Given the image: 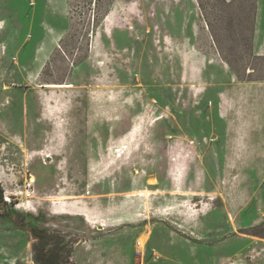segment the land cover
Instances as JSON below:
<instances>
[{
	"label": "rangeland",
	"instance_id": "1",
	"mask_svg": "<svg viewBox=\"0 0 264 264\" xmlns=\"http://www.w3.org/2000/svg\"><path fill=\"white\" fill-rule=\"evenodd\" d=\"M232 73L264 82V0H0V264L33 225L62 264H264V175L218 171Z\"/></svg>",
	"mask_w": 264,
	"mask_h": 264
},
{
	"label": "crops",
	"instance_id": "2",
	"mask_svg": "<svg viewBox=\"0 0 264 264\" xmlns=\"http://www.w3.org/2000/svg\"><path fill=\"white\" fill-rule=\"evenodd\" d=\"M228 85L230 86V92H226L225 88L224 91L219 92L218 96V120L224 127V137L219 136L218 141L222 140L225 145L229 141L233 148H236V142L240 143L242 141L241 147L244 144L245 149L240 153L238 152L239 155L237 156L234 151H230L226 146L223 147L222 152L219 148L218 156L222 153L223 157H218V171L225 168L228 160H235L237 161L234 163L236 171L241 168L245 171L248 170L249 174L256 177L259 174L264 175V82H238L235 74L232 73L231 82ZM238 85L242 88L240 89ZM239 96L245 101L242 105L237 103ZM239 106H241L239 112L241 113L242 126L249 129L248 134L250 137L245 140L244 138L239 139V136H237L239 134V131H237L239 121L236 114ZM251 127L256 130L250 132ZM217 144L222 145L220 142ZM233 148L232 150H235ZM241 161H244V163H241ZM236 171L233 174H241L240 172H242ZM255 191L261 193L264 189L262 185H257Z\"/></svg>",
	"mask_w": 264,
	"mask_h": 264
},
{
	"label": "trees",
	"instance_id": "3",
	"mask_svg": "<svg viewBox=\"0 0 264 264\" xmlns=\"http://www.w3.org/2000/svg\"><path fill=\"white\" fill-rule=\"evenodd\" d=\"M3 200V192L0 189V204ZM9 216H13L9 213ZM33 235L35 236L37 243L34 246L35 262L36 264H62V262H68L71 256V250H69L66 244L62 241L51 245L50 235H48L47 229L39 228L37 225H33ZM66 254V255H63Z\"/></svg>",
	"mask_w": 264,
	"mask_h": 264
},
{
	"label": "bare ground",
	"instance_id": "4",
	"mask_svg": "<svg viewBox=\"0 0 264 264\" xmlns=\"http://www.w3.org/2000/svg\"><path fill=\"white\" fill-rule=\"evenodd\" d=\"M143 239V238H142ZM140 241V240H139ZM145 243V242H144ZM141 245H142V247L141 248H144V245H143V242L141 241Z\"/></svg>",
	"mask_w": 264,
	"mask_h": 264
}]
</instances>
